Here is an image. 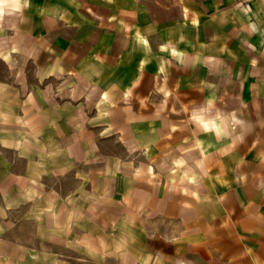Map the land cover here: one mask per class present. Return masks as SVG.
I'll return each mask as SVG.
<instances>
[{"label": "crops", "instance_id": "obj_1", "mask_svg": "<svg viewBox=\"0 0 264 264\" xmlns=\"http://www.w3.org/2000/svg\"><path fill=\"white\" fill-rule=\"evenodd\" d=\"M8 1L33 49L96 84L116 198L167 229L157 258L264 264V0Z\"/></svg>", "mask_w": 264, "mask_h": 264}, {"label": "rangeland", "instance_id": "obj_2", "mask_svg": "<svg viewBox=\"0 0 264 264\" xmlns=\"http://www.w3.org/2000/svg\"><path fill=\"white\" fill-rule=\"evenodd\" d=\"M18 23L1 13L0 264H171L157 258L171 252L166 227L116 198L124 148L96 84L33 49Z\"/></svg>", "mask_w": 264, "mask_h": 264}, {"label": "clouds", "instance_id": "obj_3", "mask_svg": "<svg viewBox=\"0 0 264 264\" xmlns=\"http://www.w3.org/2000/svg\"><path fill=\"white\" fill-rule=\"evenodd\" d=\"M0 3H3V0H0ZM237 123H241L240 121H237Z\"/></svg>", "mask_w": 264, "mask_h": 264}]
</instances>
